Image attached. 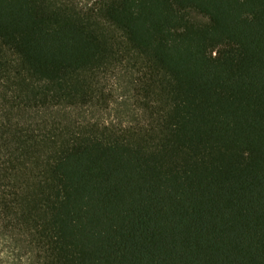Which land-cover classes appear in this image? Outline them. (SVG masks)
I'll list each match as a JSON object with an SVG mask.
<instances>
[{"label":"trees","instance_id":"trees-1","mask_svg":"<svg viewBox=\"0 0 264 264\" xmlns=\"http://www.w3.org/2000/svg\"><path fill=\"white\" fill-rule=\"evenodd\" d=\"M0 264H264V0H0Z\"/></svg>","mask_w":264,"mask_h":264}]
</instances>
